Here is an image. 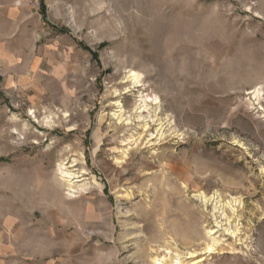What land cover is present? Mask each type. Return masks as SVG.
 <instances>
[{
  "label": "rangeland",
  "instance_id": "rangeland-1",
  "mask_svg": "<svg viewBox=\"0 0 264 264\" xmlns=\"http://www.w3.org/2000/svg\"><path fill=\"white\" fill-rule=\"evenodd\" d=\"M46 4L0 19V264H264V0Z\"/></svg>",
  "mask_w": 264,
  "mask_h": 264
},
{
  "label": "crops",
  "instance_id": "crops-1",
  "mask_svg": "<svg viewBox=\"0 0 264 264\" xmlns=\"http://www.w3.org/2000/svg\"><path fill=\"white\" fill-rule=\"evenodd\" d=\"M17 1V0H16ZM15 0H0V19L10 26V33H13V24L15 18L19 23L24 16L27 18L30 14L28 8H20ZM42 15V14H41ZM7 31V29H5ZM1 39H5L2 37Z\"/></svg>",
  "mask_w": 264,
  "mask_h": 264
},
{
  "label": "trees",
  "instance_id": "trees-1",
  "mask_svg": "<svg viewBox=\"0 0 264 264\" xmlns=\"http://www.w3.org/2000/svg\"><path fill=\"white\" fill-rule=\"evenodd\" d=\"M40 11H41V14H42L44 20L49 23V20L47 18V4H46V2H44V1L42 2L41 7H40ZM53 26H55V25H53ZM59 30L62 32H69V29L65 28V27H61V28H59ZM79 43L85 50H88L89 52H91L92 55L98 59V52L96 50H93L89 45L85 44L84 42H79ZM0 79H1V77H0Z\"/></svg>",
  "mask_w": 264,
  "mask_h": 264
},
{
  "label": "bare ground",
  "instance_id": "bare-ground-1",
  "mask_svg": "<svg viewBox=\"0 0 264 264\" xmlns=\"http://www.w3.org/2000/svg\"><path fill=\"white\" fill-rule=\"evenodd\" d=\"M208 249H209V251H211V252H215V251H214V248H213L212 246H209ZM192 256H195V255H192ZM168 258H169V257H168ZM166 260H167V257L156 258V259H155V264H165L164 261H166ZM169 260H171V258H170ZM201 260H202V259H198L197 261L195 260V261L193 262V264H196V263L200 262ZM167 261H168V260H167ZM175 264H180V259H179V260H175Z\"/></svg>",
  "mask_w": 264,
  "mask_h": 264
},
{
  "label": "built area",
  "instance_id": "built-area-1",
  "mask_svg": "<svg viewBox=\"0 0 264 264\" xmlns=\"http://www.w3.org/2000/svg\"><path fill=\"white\" fill-rule=\"evenodd\" d=\"M24 1H26L28 4H30L31 6L37 9L41 7V4L43 1L46 2V0H24ZM21 3H22V0L17 1V4H21Z\"/></svg>",
  "mask_w": 264,
  "mask_h": 264
}]
</instances>
